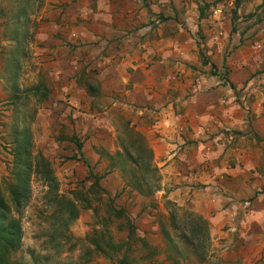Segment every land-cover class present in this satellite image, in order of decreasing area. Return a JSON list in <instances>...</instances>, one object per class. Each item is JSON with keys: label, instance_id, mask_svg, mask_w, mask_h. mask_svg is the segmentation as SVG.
<instances>
[{"label": "rangeland", "instance_id": "rangeland-1", "mask_svg": "<svg viewBox=\"0 0 264 264\" xmlns=\"http://www.w3.org/2000/svg\"><path fill=\"white\" fill-rule=\"evenodd\" d=\"M132 142L151 151L150 196ZM0 198L21 264H264V0H0Z\"/></svg>", "mask_w": 264, "mask_h": 264}, {"label": "trees", "instance_id": "trees-1", "mask_svg": "<svg viewBox=\"0 0 264 264\" xmlns=\"http://www.w3.org/2000/svg\"><path fill=\"white\" fill-rule=\"evenodd\" d=\"M74 143L76 144L78 151L81 152V143L77 139H74ZM25 147V142L21 140L18 141L16 146L17 152L15 154V160L17 166H19L18 169H22L23 166L24 171L19 174L18 182L10 187V196L12 199L13 207L16 211H18L23 202L26 200L29 191L28 181L31 170V162L29 160V154ZM132 148L133 151L126 148L128 158L132 160V162L137 166L138 169V175L133 174L132 183L141 195L150 196L154 192V189L157 188V185H152V182H154L152 175L154 169L150 163L151 151L143 144L138 145L133 142ZM43 168L45 170L40 174L46 180L54 182V178L50 176V171L45 164L43 165ZM93 176L95 178V182H97L98 177L96 175ZM52 191L53 189L49 190V196L51 200L54 201V195H52ZM111 201H113V199H111ZM60 203L63 206L69 205V213L71 218H74L76 216V211L73 210L74 207H72V205L68 201L62 200ZM109 209L115 217H121L123 214L126 218V221L129 222V216L123 208L110 206ZM192 219L199 222V224L204 223V219L199 216L192 215ZM132 233L133 229L130 228L127 232V240L122 244L120 243L118 246L121 247L122 245H129L128 239ZM207 236L208 234L206 231V227L204 225L201 226L197 224H193L187 232L183 233L185 242L192 246L194 252L197 255L200 254L201 259H204L205 255L204 253H200L201 251L198 244H200V240L206 239ZM21 237L22 230L19 219L13 217L10 214L9 207L5 204L3 198H0V264H21L11 257L12 252L21 246ZM94 243L98 250H101L103 253L107 252L98 240H95ZM106 246L113 252H115V249L117 248V245L111 241L110 237H108ZM118 263L127 264L126 250L118 259Z\"/></svg>", "mask_w": 264, "mask_h": 264}, {"label": "built area", "instance_id": "built-area-1", "mask_svg": "<svg viewBox=\"0 0 264 264\" xmlns=\"http://www.w3.org/2000/svg\"><path fill=\"white\" fill-rule=\"evenodd\" d=\"M215 13H219V10L214 11Z\"/></svg>", "mask_w": 264, "mask_h": 264}]
</instances>
